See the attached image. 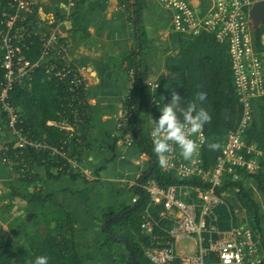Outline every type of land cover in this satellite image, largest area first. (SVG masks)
Masks as SVG:
<instances>
[{"label":"built area","instance_id":"1","mask_svg":"<svg viewBox=\"0 0 264 264\" xmlns=\"http://www.w3.org/2000/svg\"><path fill=\"white\" fill-rule=\"evenodd\" d=\"M257 1L213 0L209 11L200 14L189 0H157L172 13L175 33L183 36L210 33L227 46L241 111L211 169L205 168L202 157L207 142L203 128L192 136L198 149L190 158L185 159L180 149L173 145V151L167 154V165H160L164 173L173 172L180 183L164 187L150 179L129 185L144 191L150 198L141 228L150 237L149 243L143 244V251L153 264H175L177 260L182 264H264L253 229L234 223L222 229L218 214L219 207L230 205V194L223 190L225 185L230 182L251 184L264 156L258 144L246 140L253 119L252 101L264 97V51L255 47L250 17V10ZM41 10L36 0H0V62L4 70L0 83V159L11 168L19 165L18 156L15 159L10 155V143H15L17 149L42 151L51 160L62 158L75 173L93 182L96 177L65 146L67 141L77 138L78 128L85 122L83 117L89 113L87 76L73 61L68 44L57 30V20L37 19ZM36 39L41 43L40 56L32 61L28 54ZM40 69L45 71L49 81H57L64 87L66 104L62 119L48 122V126L65 131L67 141L60 147L35 138L26 130L20 110L10 102L11 93L17 87L30 86ZM129 81V103L124 107L120 130L136 118L137 75L134 69L129 71ZM151 131L149 137L153 144ZM126 142L131 145L134 140L127 138ZM195 180L199 183L188 182ZM234 190L240 191L239 188ZM138 199L139 196H135L133 203ZM158 206L161 210L155 217L149 208ZM163 221L173 226L168 229L162 225ZM157 228L164 234H155ZM183 240L195 243L196 254H177V245Z\"/></svg>","mask_w":264,"mask_h":264},{"label":"crops","instance_id":"2","mask_svg":"<svg viewBox=\"0 0 264 264\" xmlns=\"http://www.w3.org/2000/svg\"><path fill=\"white\" fill-rule=\"evenodd\" d=\"M36 1L42 8L37 19L57 20V30L68 44L73 61L87 76L89 131L76 159L96 180L89 182L80 175L75 178L68 174L58 176L54 169L51 170L54 176L50 177L45 167H39L36 182L16 189L28 197L41 191L48 202H55L71 215L82 264H114L118 256L129 253L121 243L111 247L102 245L107 239L105 217L133 206L137 188L129 185L140 182L152 166V158L141 153L135 141L128 145L126 139L132 137L125 136L119 128L124 107L129 103V71L134 69L140 76L139 83L143 88L140 93L144 97V105L139 106L138 100L141 101L142 96L138 98L136 90L134 121L137 119L149 134L156 92L161 79L169 76L168 59L179 53L175 44L178 33L173 30L172 13L157 0H140L143 13L138 26L133 13L135 0ZM189 2L200 14L207 13L213 6V0ZM134 52L138 55L137 68L128 60ZM5 181L14 183L0 173V203L4 202L0 204V224L14 242L21 245L24 243V220L42 212L46 204H28L27 198L14 197ZM255 185V180L246 184L249 192L258 197ZM229 194L228 208L233 209L237 224L253 229L264 257V213L258 229L252 205L235 190Z\"/></svg>","mask_w":264,"mask_h":264},{"label":"trees","instance_id":"3","mask_svg":"<svg viewBox=\"0 0 264 264\" xmlns=\"http://www.w3.org/2000/svg\"><path fill=\"white\" fill-rule=\"evenodd\" d=\"M133 13L136 25H140L143 7L140 0L133 3ZM264 25L254 31L253 40L257 50L264 51ZM182 39V41H180ZM175 44L179 53L168 59L166 68L168 77L161 79L159 90L156 92V103L152 110L153 119L160 115L159 107L171 102L172 94L178 93L185 100L197 99L198 94H206L204 101L197 99L198 107L209 110L212 120L204 126L207 142L203 148L202 157L206 169H211L218 155L221 153L224 141L231 130H233L240 117L238 96L233 83L231 62L227 46L220 43L213 34L202 33L198 36L176 35ZM41 43H36L28 54L32 61L40 56ZM2 54L0 52V58ZM130 65L137 68L138 55L136 52L129 57ZM139 75H137L138 98L142 96L138 105H144V97L140 93ZM4 79V70L0 62V83ZM64 87L57 81H49L45 71L40 69L34 75L30 86L17 87L10 95L11 104L18 108L21 113L23 126L30 130L35 138L45 141L51 146L60 147L67 141L65 131L58 127L48 126L49 121H60L66 104ZM183 106V105H182ZM85 111V110H84ZM253 119L246 133L249 143H256L264 153V97L252 101ZM84 124L78 128L81 135L67 141L66 149L70 150L74 158L79 157L80 148L85 144L89 131V113L84 117ZM72 120V119H71ZM123 134L130 135L139 145L141 153L152 158L150 171L145 174L141 181L146 182L155 179L160 185L167 187L180 183L173 172L164 173L161 170L159 159L153 151V144L149 134L142 129L136 121L123 129ZM77 140H80L78 142ZM210 143H217L219 147L215 150L208 147ZM10 155L16 159L19 165L10 167L0 159V173L6 179L14 183L8 185L14 197L27 198L28 204L32 202H43L45 205L42 212L35 213L30 219L26 218L22 229L24 243L17 245L12 236L3 229L0 224V264H30L38 255H47L49 264H82L77 251L75 223L69 213L55 202H48L41 191L28 197L25 193L18 191L26 184H33L38 180L37 168L45 167L49 176L53 177L51 170H57L58 176L71 175L77 177L79 174L70 167L64 159L51 160L47 154L35 149H17L15 143H10ZM2 152L0 151V155ZM23 160V161H22ZM256 183L258 197L249 192V187L243 182H230L225 185V191L234 192L239 188L242 199L248 201L254 209V223L260 228L262 215L264 213V156L261 159L260 170L253 175ZM199 183L198 180L188 181ZM135 194L139 196L138 202L127 207L116 214L105 217L107 225V239L102 243L111 247L115 243L123 244L128 250V255L118 256L114 264H153L144 255L143 244H148L150 237L142 230L143 215L146 213L150 203L149 196L142 190L136 189ZM48 202V203H47ZM151 213L157 217L161 207H150ZM220 226L228 229L232 223L237 224L233 209L226 206L218 208ZM162 225L170 229L173 224L163 221ZM155 234H164L159 228ZM214 260V259H213ZM175 264H182L177 260Z\"/></svg>","mask_w":264,"mask_h":264},{"label":"clouds","instance_id":"4","mask_svg":"<svg viewBox=\"0 0 264 264\" xmlns=\"http://www.w3.org/2000/svg\"><path fill=\"white\" fill-rule=\"evenodd\" d=\"M156 86L157 84L155 88ZM197 99L204 101L206 94L199 93ZM197 99L185 100L174 92L171 102L159 107L158 118H151L153 151L162 167L167 165V154L173 151V145L180 149L185 159L190 158L198 149V144L192 136L201 132L212 120V115L209 110L198 107ZM208 147L215 150L219 145L210 143ZM49 259L47 255H38L30 264H49ZM12 264H15V260H12Z\"/></svg>","mask_w":264,"mask_h":264},{"label":"water","instance_id":"5","mask_svg":"<svg viewBox=\"0 0 264 264\" xmlns=\"http://www.w3.org/2000/svg\"><path fill=\"white\" fill-rule=\"evenodd\" d=\"M250 17L252 25L255 29L264 25V0H258L254 3L250 10Z\"/></svg>","mask_w":264,"mask_h":264},{"label":"rangeland","instance_id":"6","mask_svg":"<svg viewBox=\"0 0 264 264\" xmlns=\"http://www.w3.org/2000/svg\"><path fill=\"white\" fill-rule=\"evenodd\" d=\"M253 34H254V31H253ZM263 40H264V37H263ZM0 204L3 205L4 202H1ZM196 251H197V246L191 240H183L177 245L178 255H194Z\"/></svg>","mask_w":264,"mask_h":264}]
</instances>
